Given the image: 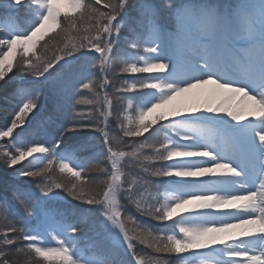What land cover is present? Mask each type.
I'll return each mask as SVG.
<instances>
[{
	"label": "snow or ice",
	"instance_id": "1",
	"mask_svg": "<svg viewBox=\"0 0 264 264\" xmlns=\"http://www.w3.org/2000/svg\"><path fill=\"white\" fill-rule=\"evenodd\" d=\"M98 3L0 0V264H264V0Z\"/></svg>",
	"mask_w": 264,
	"mask_h": 264
},
{
	"label": "trees",
	"instance_id": "2",
	"mask_svg": "<svg viewBox=\"0 0 264 264\" xmlns=\"http://www.w3.org/2000/svg\"><path fill=\"white\" fill-rule=\"evenodd\" d=\"M105 0H100V3H98L96 5V7H98L101 11H106V9H104L103 4H104ZM74 16H79L80 13L76 12L73 13ZM23 23V17H22V21ZM60 30L58 29L57 32H59ZM56 33H53L52 35L50 34L48 37H45V40H43L41 42V45H43L45 43V41H51L52 36H55ZM41 51L40 46L37 47V53L39 54ZM18 58V56H17ZM13 71H15V73L13 72V75L11 77H9L7 80V82H0V129H3L4 127H6L9 123L10 120L13 116V114L18 111V108L21 106L22 101L14 95V93H16L19 89H21L22 87V80L21 78L18 76V74L16 73V68L14 66ZM97 78H98V74H97ZM28 79H32L31 77H29ZM24 88H27L28 85L27 84H23ZM84 93L87 95V90H83ZM46 101V97L44 99ZM47 102V101H46ZM41 104H44V101H41ZM46 104V103H45ZM87 107L89 106H79L77 110H86ZM122 114V113H121ZM115 134V133H114ZM89 135H95L94 133H89ZM28 142H32V141H49L50 137L46 134L45 131V126L38 123V122H34L32 129H30V132L28 134ZM142 139V138H140ZM6 141H4L3 143H5ZM0 142V144H3ZM162 163H167V162H156L155 166H160ZM24 164H27L24 163ZM17 167H20V165H18ZM4 172H3V166L2 164H0V193H3L4 191ZM57 178H65V177H70L71 174L70 173H64V174H59L57 173ZM94 175V173H93ZM94 187H96L97 189L99 188V185H94ZM162 196V193H161ZM64 199L70 201L71 203H77L75 201H71L70 197H67L66 194H64ZM57 207L60 208H65L68 207L67 204L64 203L63 200H61L58 204ZM127 212L132 215L133 217H135L137 220H139L141 223L148 225L150 227H152L155 231L157 232H161V231H167L169 230L168 227H170L171 222H165V223H157L154 220H150L144 216L139 215L135 208L131 205H129L127 207ZM69 220L71 222L72 218L69 217ZM4 224V220L2 218H0V227H3ZM168 228V229H163L162 227ZM127 227L131 228L132 225L129 223L127 225ZM89 239L87 241L82 240L81 243H91L92 240H94V236L92 233L88 234ZM138 252L141 255H145V254H151V249L147 246V244L144 245H139L138 244ZM123 259L127 260L129 259V257L127 256H123ZM13 259L16 261V264H25L24 261V256L22 255H16L13 257Z\"/></svg>",
	"mask_w": 264,
	"mask_h": 264
},
{
	"label": "rangeland",
	"instance_id": "3",
	"mask_svg": "<svg viewBox=\"0 0 264 264\" xmlns=\"http://www.w3.org/2000/svg\"><path fill=\"white\" fill-rule=\"evenodd\" d=\"M4 2L6 3V0H4ZM62 7H64L65 9H67L69 6L68 5H66V4H62L61 5ZM58 30V29H57ZM56 30V31H57ZM53 33H51V35H52ZM42 42V41H41ZM19 58V57H18ZM18 58H17V60H18ZM14 64H15V62H14ZM14 73H15V71H13ZM13 72L12 73H9L8 74V77H6V79H8L9 77H11L12 75H13ZM124 75H129V77L127 78V79H129V80H131V79H135V76L134 75H137V74H123V76ZM122 115H128V114H126V113H123ZM24 126V125H23ZM27 161H24V162H22V163H26ZM171 230H169L168 232H170ZM49 243L50 244H52L53 246H54V241H52L51 239H49ZM26 260H27V257H24V263L26 262ZM31 264H37V262L36 261H32L31 262Z\"/></svg>",
	"mask_w": 264,
	"mask_h": 264
},
{
	"label": "bare ground",
	"instance_id": "4",
	"mask_svg": "<svg viewBox=\"0 0 264 264\" xmlns=\"http://www.w3.org/2000/svg\"><path fill=\"white\" fill-rule=\"evenodd\" d=\"M7 139V138H6ZM1 143H3L4 141H0Z\"/></svg>",
	"mask_w": 264,
	"mask_h": 264
}]
</instances>
